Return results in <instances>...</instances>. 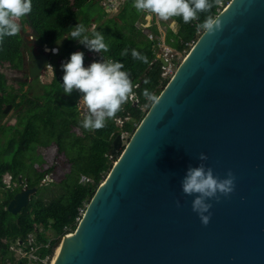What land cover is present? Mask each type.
<instances>
[{
    "label": "water",
    "instance_id": "1",
    "mask_svg": "<svg viewBox=\"0 0 264 264\" xmlns=\"http://www.w3.org/2000/svg\"><path fill=\"white\" fill-rule=\"evenodd\" d=\"M212 21L99 184L55 264H264V0H230ZM44 47L27 81L49 62ZM121 142L117 135L110 158ZM201 163L218 178L234 177L233 191L210 201L207 225L180 190L185 170ZM36 191L24 186L6 210L17 215Z\"/></svg>",
    "mask_w": 264,
    "mask_h": 264
},
{
    "label": "trees",
    "instance_id": "2",
    "mask_svg": "<svg viewBox=\"0 0 264 264\" xmlns=\"http://www.w3.org/2000/svg\"><path fill=\"white\" fill-rule=\"evenodd\" d=\"M91 1L32 0L31 12L20 19V31L14 36L0 39V66L6 64L14 71L22 69L23 54L30 50L27 43L34 41L40 48L44 45L53 48L59 44L57 55H51L49 60L54 69V78L52 77L49 84L41 85L38 80H33L29 84V90L23 91L25 83L16 82L18 88L13 89L7 85L5 76L0 72V135L9 134L10 144L2 158L4 148L0 146V264H5L6 261L11 264H23V261L14 262L13 253L8 250V241L25 243L27 234L33 230L34 225L42 228V233L36 234L37 242L49 245L48 249L42 247L37 253L41 258L52 255L58 238L76 229L79 209L89 203L99 184L112 168L115 158H110L108 152L114 138L117 135L133 133L169 81V77H162V65L156 57L157 38L160 37L157 27L153 24L148 28L157 37L149 41L137 26L144 21L147 13L137 10L133 6L134 0H124L118 5L115 13L109 14L100 6L102 0H97L98 13L93 17L90 14L93 5ZM218 1L208 0L210 7L199 12L197 17L187 24L179 17L161 22L165 33L164 43L176 53L188 49V43L194 44L205 30L198 25L208 18L213 20L218 14ZM173 21L175 31L168 26ZM76 23L83 25L85 34L89 36L93 32H101L104 35L108 51L102 53L103 57L123 63L137 99L136 105L125 101L120 111L113 118L107 119L105 126L98 130H85L81 127L82 118L79 117L76 106L79 94L74 90L64 95L59 85L63 74L59 60H67L70 53L85 50L82 45L71 40L69 35V27ZM92 23L94 27L89 30ZM24 25L29 28L28 34H23ZM133 48L146 56L147 61L133 59ZM32 89H35V92L31 94ZM144 89H148L154 98H146L143 95ZM9 104L14 110L16 122L7 129L1 121L5 117L3 111ZM117 119L122 122L121 126H117ZM74 128H78L82 136L75 135ZM51 144H55L57 150L72 164L71 175L68 177L74 178L67 184L66 193L44 201L38 197L37 192L17 215L10 214L6 210L7 204L20 189H7L3 176L9 174L15 182L17 177L21 176L26 179L27 187L40 190V181L49 171L34 170L30 177L25 168L28 165H25L24 160L30 158L29 168L32 169L34 162L41 161L40 156L34 154L35 149ZM80 176L89 181L79 183ZM85 208L86 206L84 210ZM4 240L6 242H3Z\"/></svg>",
    "mask_w": 264,
    "mask_h": 264
},
{
    "label": "clouds",
    "instance_id": "3",
    "mask_svg": "<svg viewBox=\"0 0 264 264\" xmlns=\"http://www.w3.org/2000/svg\"><path fill=\"white\" fill-rule=\"evenodd\" d=\"M133 6L137 10L146 12L149 16L154 14L160 20L168 21L170 18L179 17L186 24L194 20L199 12L210 7L208 0H134ZM31 10L32 0H0V39L16 35L20 31L17 21L29 14ZM212 24V19L208 18L198 27L210 29ZM69 29L71 40L82 45L85 50L99 54L100 58L85 66L83 52L70 53L67 60L60 65L63 74L59 85L63 89L64 95H68L74 90L79 94L77 105H83L81 127L85 130H98L103 128L106 120L113 118L120 111L122 104L134 94L133 84L121 61L103 57L102 53L108 51V45L101 32H93L89 36L85 34L83 25L77 23ZM56 45L57 47L50 48L51 55L57 54L59 44ZM44 46L42 48L49 51ZM131 56L141 62L147 61V57L135 48L131 50ZM43 70H46L54 78V69L51 64L46 63ZM143 95L149 100L154 98L148 89L143 90ZM198 159L203 162L207 157L200 153ZM8 176L10 175L3 176V182ZM10 179L12 181L11 176ZM82 179L84 183L87 182L85 181L86 177L82 176ZM13 182L16 184L14 188L27 187L26 180H23L22 185H19L18 181ZM233 187L234 177L230 171L225 174L224 178H218L213 175L212 169L206 167L204 163L187 168L180 180V190L185 196L192 197L191 211L196 214L202 225H207L211 215L209 212L210 201L218 200L220 195L228 196L233 191ZM33 232L34 230L29 234ZM9 247L10 244L8 250ZM54 251L53 247L51 257ZM9 252L11 251L9 250Z\"/></svg>",
    "mask_w": 264,
    "mask_h": 264
},
{
    "label": "rangeland",
    "instance_id": "4",
    "mask_svg": "<svg viewBox=\"0 0 264 264\" xmlns=\"http://www.w3.org/2000/svg\"><path fill=\"white\" fill-rule=\"evenodd\" d=\"M91 2H93V5H92V9L90 11V14H92L93 17H95L96 14L98 13V7L96 5L97 0H92ZM100 6H101V4H100ZM145 18H146V16L144 17V19ZM156 19H158L159 21L165 22L163 20H160L157 17H156ZM17 23L20 24V20H18ZM149 24H150V21H149ZM92 26H93V23L90 24L88 29L92 30L93 27H94V26L93 27ZM168 26L171 27L170 23L168 24ZM23 27H24V33L23 34H28L29 33V28L27 27V25H24ZM160 27L164 31V27H162V26H160ZM174 29H176V28L174 27ZM28 39L30 40V36L28 37ZM161 44H162V40L159 42V47L161 49L160 52H162ZM190 48L191 47H189L188 49L186 48L182 53H178V54L176 53V56L171 58V60H170L171 63H174V67H173V70H172L173 74L175 73L177 67L181 64L183 58L186 56V54L188 53ZM82 52L84 53V56L86 58L85 60H83V63H84L85 66H87L90 62H92L94 60H98L100 58L94 52H90V51H87V50H83ZM63 61H66V60H64V59L63 60H59L60 65H61V63ZM0 72L5 76V78L7 80V85L9 87H12L13 89H17L18 88V85H17L15 79L22 78L21 74H19L18 72L10 69L8 66H6V64L0 66ZM51 79H52V76L47 71H45L38 78V81H39V84L46 85V84L50 83ZM24 89L25 88H23V91H24ZM34 92H35V89L34 90L32 89L31 94L34 93ZM38 92H39V90H38ZM78 99H79V97H78ZM78 99L76 101L77 111L79 112V117L83 118L82 114H81L82 111H83V105H77ZM15 122H16V118L14 116V110L11 108L10 110H8L6 112L5 117L1 121V124H3L4 127L8 129V128H11L15 124ZM137 126H136V128H137ZM134 131H133V133H134ZM73 132L77 136H82L81 131L78 128H74ZM133 133L132 134H128V135L124 134V136H121V140H122L121 146H120V149L117 150V153H116V156H115V160L113 161L112 166L114 165L115 161L119 158V156L123 152L124 148L126 147V145L129 142L131 136L133 135ZM8 140H9V134L0 135V146L4 148V151L1 154V158H2V156L5 155L7 150L10 148V144L8 143ZM34 154L35 155H39L40 158H41V161L34 162V164L32 166L33 170L31 168H29L30 158H26L24 160L25 161V165H28L25 168H26L29 176L31 177L33 175L32 173H33L34 170L37 171V172L49 171V173L46 176H44V178L40 181L39 185H40L41 189L36 191V194H37V192H39L38 197L43 198L44 201H49L50 199H53V198L59 197L62 194H65L66 190H67V188H66L67 184H70V182H72V179L74 178L73 176L68 177L69 175H71V170H72V164H71V162H69L68 158L63 153H60L57 150V147H56L55 144H51L48 147L36 148L35 151H34ZM18 177H21V176H18ZM23 180H26V179L23 178ZM78 182L79 183H84V180L82 179L81 176L79 177ZM36 194L33 196V198L36 196ZM1 195H2V192H0V197H1ZM87 205L88 204H84V206H86V207H87ZM84 206L79 209V217L76 218L77 222H79V220L81 218L80 217L81 216V212L80 211L84 210ZM48 235H50V233H48ZM58 240H59V238H58ZM8 243L10 245H15V243H13L12 241H8ZM55 246H54V248H56ZM5 264H11V263L6 261Z\"/></svg>",
    "mask_w": 264,
    "mask_h": 264
},
{
    "label": "built area",
    "instance_id": "5",
    "mask_svg": "<svg viewBox=\"0 0 264 264\" xmlns=\"http://www.w3.org/2000/svg\"><path fill=\"white\" fill-rule=\"evenodd\" d=\"M120 2H121V0H102V2H100V4L106 13L112 14V13H115L117 11V8H118V5L120 4ZM227 3L228 2H226L225 0H219L217 2V12L219 13L227 5ZM148 15L149 14L145 15L146 16V18L144 19L145 21H143L139 25L142 28L143 33L149 39V41H153L157 37L150 30H148V28L151 26L149 24V21H151V18ZM188 46L192 47L193 43H190V44L188 43ZM161 48H162L161 57L163 59H165L168 63L167 66H162V70H163L162 77L163 78L169 77V79H170V77L173 74L172 70L174 67V65L171 63L170 60H171V58L176 56V52H174L172 49H170L167 46H161ZM97 56H99V54H97ZM159 57H157V58H159ZM126 102H132L133 104L136 105L137 99H136L135 95L133 94L132 96H130V98L128 100H126ZM141 109L143 110L142 107H141ZM116 124H117V126H121L122 122L119 119H117ZM121 136H124V134H121ZM85 181H88V180L85 179ZM4 184H5L7 189H11V188L16 187V184L13 181H11L10 176H8L6 180H4ZM80 212H81V216H82L84 211L81 210ZM33 230H34L33 233L27 235L25 243L16 242L15 245H10L9 250L11 252L13 251V255H14V258L16 259V261L22 260V261H24L25 264H50L51 260H52L51 256L50 257L45 256V257L41 258L39 256V254L37 253V250L42 248V247H44L46 249L49 248L48 244L42 245L39 242H37L36 234L38 232H39V234L42 233V228H40V226H34Z\"/></svg>",
    "mask_w": 264,
    "mask_h": 264
},
{
    "label": "flooded vegetation",
    "instance_id": "6",
    "mask_svg": "<svg viewBox=\"0 0 264 264\" xmlns=\"http://www.w3.org/2000/svg\"><path fill=\"white\" fill-rule=\"evenodd\" d=\"M30 39H31V37H30ZM27 46L30 47V50L24 52V54H23V57H22L23 58L22 69L16 71L19 74H21L22 78L15 79V81L17 83H25L24 91H28L29 90V86L28 85L33 81V80H31V81H27L26 80L27 77H28V67L30 65H32L34 63V61L36 60L37 52H39V54H40V53H42L44 51L43 48H40V47L36 46L34 41H31V42L27 43ZM47 63H49V62H47ZM45 71L46 70H43L42 73L45 72ZM42 73L39 75V77L42 75ZM36 80H38V79H36ZM11 108H12V106H11Z\"/></svg>",
    "mask_w": 264,
    "mask_h": 264
},
{
    "label": "crops",
    "instance_id": "7",
    "mask_svg": "<svg viewBox=\"0 0 264 264\" xmlns=\"http://www.w3.org/2000/svg\"><path fill=\"white\" fill-rule=\"evenodd\" d=\"M124 0H121V2L120 3H122ZM149 16V15H148ZM150 18H151V21H150V25H155L156 27H157V30H158V32H159V34H160V37H158L157 39H158V41H157V45H158V51H157V53H156V57H161V52H160V47H159V42L162 40V44H161V46H167V47H169L168 45H166L165 43H164V36H165V33H164V31L161 29V25H160V23L162 22V21H159L158 19H156V17H155V15L154 14H152V15H150ZM156 21V22H155ZM140 23H138L137 24V26L138 27H140V25H139ZM94 26V25H93ZM92 26V27H93ZM170 28L173 30V31H175V29H174V27H175V24L173 23V22H170ZM141 28V27H140ZM176 28V27H175ZM141 32L143 33V30H142V28H141ZM144 34V33H143ZM145 35V34H144ZM145 37H146V35H145ZM146 39L147 40H149L147 37H146ZM170 48V47H169ZM171 49V48H170ZM160 53V54H159ZM57 55V54H56ZM159 57V58H160ZM158 58V59H159ZM64 60H66V59H64ZM18 261H20V260H18ZM14 262H17L16 261V259H15V261ZM23 264H25L24 263V261H23Z\"/></svg>",
    "mask_w": 264,
    "mask_h": 264
},
{
    "label": "bare ground",
    "instance_id": "8",
    "mask_svg": "<svg viewBox=\"0 0 264 264\" xmlns=\"http://www.w3.org/2000/svg\"><path fill=\"white\" fill-rule=\"evenodd\" d=\"M71 238H72V234H71V235H70V234H67V236H65L64 238H62V239L60 240L59 245H57V247L55 248V251H54V254H53V256H52V260H51V263H50V264H55L56 259H57V257H58V254H59V252H60V250H61V248H62L63 243H64L65 241L70 240Z\"/></svg>",
    "mask_w": 264,
    "mask_h": 264
}]
</instances>
